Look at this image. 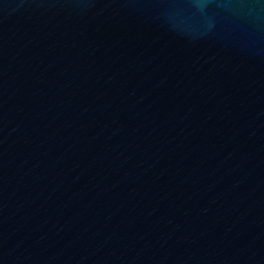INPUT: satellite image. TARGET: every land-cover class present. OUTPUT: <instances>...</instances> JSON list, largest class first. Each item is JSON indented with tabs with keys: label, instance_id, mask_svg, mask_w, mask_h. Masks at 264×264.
Segmentation results:
<instances>
[{
	"label": "water",
	"instance_id": "1",
	"mask_svg": "<svg viewBox=\"0 0 264 264\" xmlns=\"http://www.w3.org/2000/svg\"><path fill=\"white\" fill-rule=\"evenodd\" d=\"M0 264H264V0H0Z\"/></svg>",
	"mask_w": 264,
	"mask_h": 264
}]
</instances>
